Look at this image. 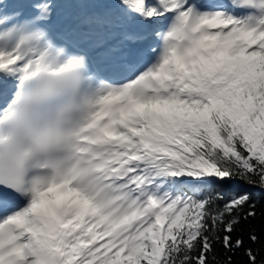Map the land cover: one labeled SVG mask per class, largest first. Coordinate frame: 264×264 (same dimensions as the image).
Masks as SVG:
<instances>
[{"label": "snow or ice", "instance_id": "snow-or-ice-1", "mask_svg": "<svg viewBox=\"0 0 264 264\" xmlns=\"http://www.w3.org/2000/svg\"><path fill=\"white\" fill-rule=\"evenodd\" d=\"M0 101V264H264V0H0Z\"/></svg>", "mask_w": 264, "mask_h": 264}, {"label": "rangeland", "instance_id": "rangeland-1", "mask_svg": "<svg viewBox=\"0 0 264 264\" xmlns=\"http://www.w3.org/2000/svg\"><path fill=\"white\" fill-rule=\"evenodd\" d=\"M73 17V10L71 9H65V10H61V14L58 17V21L61 19H64V21H68ZM56 20V21H57Z\"/></svg>", "mask_w": 264, "mask_h": 264}]
</instances>
